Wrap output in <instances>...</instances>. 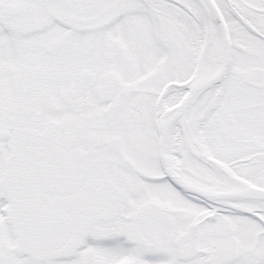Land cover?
I'll use <instances>...</instances> for the list:
<instances>
[{
  "label": "snow or ice",
  "instance_id": "6c2138e0",
  "mask_svg": "<svg viewBox=\"0 0 264 264\" xmlns=\"http://www.w3.org/2000/svg\"><path fill=\"white\" fill-rule=\"evenodd\" d=\"M0 264H264V0H0Z\"/></svg>",
  "mask_w": 264,
  "mask_h": 264
}]
</instances>
